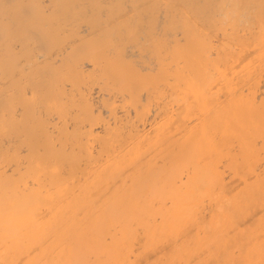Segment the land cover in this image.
<instances>
[{
	"label": "bare ground",
	"instance_id": "1",
	"mask_svg": "<svg viewBox=\"0 0 264 264\" xmlns=\"http://www.w3.org/2000/svg\"><path fill=\"white\" fill-rule=\"evenodd\" d=\"M0 264H264V0H0Z\"/></svg>",
	"mask_w": 264,
	"mask_h": 264
}]
</instances>
